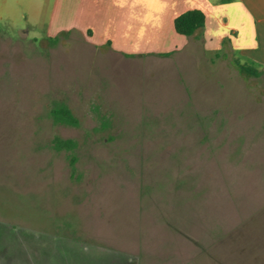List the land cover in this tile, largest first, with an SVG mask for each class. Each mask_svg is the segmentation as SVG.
<instances>
[{
  "label": "rangeland",
  "instance_id": "374dc122",
  "mask_svg": "<svg viewBox=\"0 0 264 264\" xmlns=\"http://www.w3.org/2000/svg\"><path fill=\"white\" fill-rule=\"evenodd\" d=\"M52 10L0 12V264H264V51L127 58Z\"/></svg>",
  "mask_w": 264,
  "mask_h": 264
},
{
  "label": "crops",
  "instance_id": "0c3cea01",
  "mask_svg": "<svg viewBox=\"0 0 264 264\" xmlns=\"http://www.w3.org/2000/svg\"><path fill=\"white\" fill-rule=\"evenodd\" d=\"M8 1L0 0V12ZM51 1L50 33L90 31L92 43H111L110 49L123 56L169 59L194 42L204 44V50L219 51L227 41L236 54L250 60L252 51H264V0ZM191 10L206 15L201 39L199 32L191 37L176 32V18ZM170 52L171 57L159 56Z\"/></svg>",
  "mask_w": 264,
  "mask_h": 264
},
{
  "label": "trees",
  "instance_id": "16d2710c",
  "mask_svg": "<svg viewBox=\"0 0 264 264\" xmlns=\"http://www.w3.org/2000/svg\"><path fill=\"white\" fill-rule=\"evenodd\" d=\"M206 26V15L201 10H191L183 13L175 20V29L176 32L180 35L191 37L195 36L199 32V38H202L203 31ZM88 36H92V33L88 31ZM59 40H55L58 43ZM52 44L55 43L52 41ZM227 44V41H226ZM108 48H111V43L106 45ZM173 55V52L160 54L159 56L168 58ZM128 58H134L135 55L125 54ZM217 56H219L217 54ZM234 66L237 68L241 75L245 77H255L259 78L262 75V71L253 65L248 64L247 62L241 61L239 58H233L232 60ZM50 116L53 119V122L58 125L70 126V127H79L80 121L74 115L69 106L65 103L58 102L54 105V107L50 111ZM53 148L56 152H68L71 155L69 156L70 166L72 174H75L77 171V157L73 155V153L78 148L77 141L73 139H61L60 137H56L53 140Z\"/></svg>",
  "mask_w": 264,
  "mask_h": 264
}]
</instances>
